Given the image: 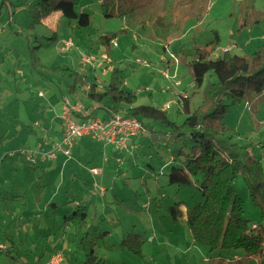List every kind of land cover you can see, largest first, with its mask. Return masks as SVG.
Masks as SVG:
<instances>
[{"label":"rangeland","instance_id":"1","mask_svg":"<svg viewBox=\"0 0 264 264\" xmlns=\"http://www.w3.org/2000/svg\"><path fill=\"white\" fill-rule=\"evenodd\" d=\"M21 1L0 0V264H45L56 252L63 253V264H79L86 256L79 249L84 236L86 249L96 242L93 247L106 264H259L243 251L210 252L194 244L185 217L178 222L169 218L174 203L186 210L203 199L198 189L202 175L192 186L182 187L170 185L166 176L169 167L184 160L176 157L178 151L185 146L188 152L193 145L187 136L165 141L167 147L142 139L133 154L117 157L102 143L85 138L72 150V160L80 157L81 163L65 158L70 163L64 170L42 161L33 165L22 151L44 145L51 106L61 95L72 96V80L58 68H71L84 74L89 84L102 86L118 68L123 71L122 88L137 94V105L169 106L170 118L183 122L182 95L194 110L208 82H217L208 74L201 89L194 85L187 63L196 48L218 32L221 44L215 56L225 50L237 55L255 52L264 45V0H144L145 8L126 20L105 17L101 0H83L78 11L91 15L87 28L56 19L55 14L33 24L31 10L37 0L16 7ZM53 19L54 29L46 25ZM118 32L109 52L98 43L102 35ZM67 39L75 48L61 51ZM82 56L90 57L94 68L84 64ZM167 69L177 75L180 87L163 76ZM57 119L55 127L62 132ZM224 122L239 134L235 141L240 145L255 144L252 148L264 165V96L247 97ZM97 167L104 174L91 176L90 170ZM234 187L244 202L245 217L263 224L264 210L255 206L259 202L253 194L264 209V192L245 169ZM131 233L145 239L143 257L123 242ZM65 237L68 245L63 248Z\"/></svg>","mask_w":264,"mask_h":264},{"label":"trees","instance_id":"2","mask_svg":"<svg viewBox=\"0 0 264 264\" xmlns=\"http://www.w3.org/2000/svg\"><path fill=\"white\" fill-rule=\"evenodd\" d=\"M7 1L3 0V4ZM82 1L37 0L31 10L32 23H40L56 14L75 22L78 28H87L91 24V15L78 11ZM25 2L21 1L16 7L24 6ZM144 8V0H101V10L107 18L126 20ZM119 33L102 35L98 43L109 52ZM220 44L221 37L214 32V38L202 48H196L194 57L187 63L198 87L203 86L208 74L215 76L217 82H208L202 92V101L194 110L190 109V100L182 96L184 101L179 103L184 107L183 122L174 121L166 110L153 105H137V94L122 88L123 71L118 68L111 72L107 83L100 89L97 83L89 84L84 74L71 68L56 71L72 80L71 94L82 89L87 100L86 108L94 116L107 119L113 114H123L138 119L143 122L146 133L154 136L153 142L158 146L160 142L166 146L165 141L169 139L181 140L187 136L193 145L188 152L184 150L185 146L178 151L176 157L185 156L184 160L180 165L169 167L166 176L170 185L182 187L192 186L194 178L202 175L198 189L203 199L187 207L185 212L181 203H174L168 208L169 218L178 222L184 216L194 244L203 245L210 252L243 251L249 257L258 258L259 264H264V223L257 225L245 217L244 202L234 187L243 168L257 188L264 192V165L261 156L252 148L255 144L240 145L235 141L239 134L224 122L233 107L247 97L264 96V45L250 54L237 55L227 50L215 56ZM180 110L181 107L179 113ZM253 198L259 202L255 206L264 210L260 204L262 200L256 194ZM84 222L85 217L80 225ZM85 239L86 236L82 237L79 249L86 256L79 264H106L93 247L96 242H92L88 251ZM123 242L131 252L143 257L145 239L141 234H128Z\"/></svg>","mask_w":264,"mask_h":264},{"label":"built area","instance_id":"3","mask_svg":"<svg viewBox=\"0 0 264 264\" xmlns=\"http://www.w3.org/2000/svg\"><path fill=\"white\" fill-rule=\"evenodd\" d=\"M114 45L116 46V44ZM61 46V51L75 48V44L71 39L62 41ZM82 62L94 68L95 63L90 57L82 56ZM137 63L148 67L146 62L142 63L138 60ZM162 74L167 80H175L177 87L182 85V82L178 81L177 75L171 76L168 69ZM39 96H44V94L40 92ZM184 98L186 97L184 96ZM168 107L166 106L164 109L167 110ZM76 115L81 120H75L74 116ZM59 118L63 126V134L60 140L53 141L52 138L47 136L43 140L48 143V146L40 145L36 151H22V156L26 157L29 163L36 165L38 161H54L59 155H64L68 159H71L72 150L82 139L87 137L102 143L104 146H112L118 151H125L129 149V143L132 139L146 133L143 122L138 119L126 117L123 114H113L107 119H102L101 117L92 115L91 110H88L84 103H73L68 97L62 99ZM36 125L38 126V123ZM93 172L98 173V170H93ZM100 193L103 194L104 189H100ZM1 248H3V245H0ZM63 263H65L63 253L56 252L45 264Z\"/></svg>","mask_w":264,"mask_h":264},{"label":"crops","instance_id":"4","mask_svg":"<svg viewBox=\"0 0 264 264\" xmlns=\"http://www.w3.org/2000/svg\"><path fill=\"white\" fill-rule=\"evenodd\" d=\"M55 18L56 19H58L59 17L55 14ZM54 18V19H55ZM54 19H53V21L52 22H48V21H46L47 23H46V25L48 26V27H51V28H56V22L54 21ZM21 33V32H20ZM87 81V80H86ZM71 85H72V83H71ZM194 85H196L195 83H194ZM196 87H198L197 85H196ZM203 86H201V87H198V88H202ZM101 88V85H99V89ZM83 89H87V88H83ZM82 89H78L74 94H71L72 96H71V98H69V96L68 95H61V98H59L58 99V102H57V104H55V105H53V106H51V108H50V115H49V123L48 124H50L49 125V127H48V130H45L44 131V137H50V138H52V140L53 141H59L60 140V138H61V136H62V134H63V130H62V132L61 131H59V130H57V128L55 127L56 126V123H57V121H58V117H59V115H60V113H61V106H62V99L64 98V97H68L73 103H76V102H82L84 99H83V94H82ZM184 92H187L186 90H184ZM188 93V92H187ZM44 94V93H43ZM68 94V93H67ZM182 95V94H181ZM45 96V95H44ZM183 96V95H182ZM260 98H262V97H260ZM81 100V101H80ZM82 103H84V102H82ZM190 104H191V100H190ZM84 105L86 106L87 105V101H85V103H84ZM43 107V106H42ZM159 109H161V110H165L164 108H159ZM190 109H191V107H190ZM192 110V109H191ZM43 112L44 111H47V108L46 109H44V110H42ZM167 111V110H166ZM168 112V111H167ZM179 114H181V112L179 113ZM183 114V113H182ZM184 115V114H183ZM74 117H76L78 120L77 121H79V120H81L80 119V117L78 116V115H76V116H74ZM38 123V122H37ZM147 135L146 136H140V137H137V138H134V139H132L131 141H130V143H129V149L128 150H125V151H118V150H116L114 147H112V146H107L108 148L107 149H109L110 148V150H112L111 151V154H112V156L113 157H117V154L119 153H130V154H133V152L134 151H136L138 148H139V143H140V141L142 140V139H150V140H153L154 141V136L153 135H150L149 133H146ZM88 138V137H87ZM44 139V138H43ZM85 139V138H84ZM84 139H82L76 146H75V148H78L79 146H80V144L82 143V141L84 140ZM91 139V138H90ZM93 140V139H92ZM95 141V140H94ZM100 143V142H99ZM44 145L45 146H48V143L47 142H44ZM105 147V146H104ZM74 148V149H75ZM65 158H66V160H69V161H77V160H79L80 162L79 163H81V160H80V157H79V159H73L72 160V158L71 159H68L66 156H64V155H59V157L56 159V160H54V161H50V162H47V163H53L54 164V167H56V168H59L60 166L62 167V169L61 170H64L68 165H69V163H67V161H65ZM119 160H120V157L117 159V162L119 163ZM108 161H109V158H106L105 159V162L106 163H108ZM46 163V162H45ZM90 163H92V162H90ZM55 164H59L58 166H55ZM165 166H166V164H165ZM98 170V173H94L93 172V170ZM92 171V173H90V175L91 176H93L92 174H94V175H100V174H104V170H103V168H100V167H97V168H92V170H90V172ZM80 175V174H79ZM79 176H77L76 178L78 179V180H84V179H80V178H78ZM82 177V176H81ZM88 184L91 186H93V184L91 183V182H89L88 181ZM97 190V189H96ZM97 192H99L98 190H97ZM104 193H106L105 192V190H104ZM103 193V194H104ZM51 205H56V203L54 202V201H52L51 202ZM183 211L185 212L186 210H184L183 209ZM65 225V224H64ZM66 245H68V240L66 239V237H65V242L62 244V246H63V248H65V246ZM49 260V259H48Z\"/></svg>","mask_w":264,"mask_h":264}]
</instances>
